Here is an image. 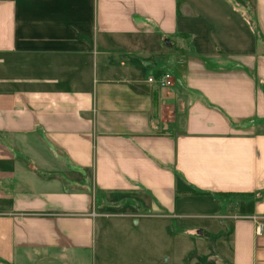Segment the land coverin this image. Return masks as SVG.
Segmentation results:
<instances>
[{"label":"crops","instance_id":"obj_1","mask_svg":"<svg viewBox=\"0 0 264 264\" xmlns=\"http://www.w3.org/2000/svg\"><path fill=\"white\" fill-rule=\"evenodd\" d=\"M151 218L264 264V0H0V264Z\"/></svg>","mask_w":264,"mask_h":264},{"label":"rangeland","instance_id":"obj_2","mask_svg":"<svg viewBox=\"0 0 264 264\" xmlns=\"http://www.w3.org/2000/svg\"><path fill=\"white\" fill-rule=\"evenodd\" d=\"M133 203L130 201V204ZM114 222L118 220H112L110 223ZM131 223L134 222L129 221V224ZM122 225H125L124 222L112 225L117 227L111 231L107 246L99 247L95 264H182L185 261V264H192L203 256L200 253L203 244L199 243V240H208V233L199 238L192 237L185 233V228L181 229L182 227L172 220H142L139 227L131 224L135 227L133 231L121 230ZM207 244V248L211 249L210 240ZM212 255L215 254L212 252Z\"/></svg>","mask_w":264,"mask_h":264},{"label":"built area","instance_id":"obj_3","mask_svg":"<svg viewBox=\"0 0 264 264\" xmlns=\"http://www.w3.org/2000/svg\"><path fill=\"white\" fill-rule=\"evenodd\" d=\"M150 82H154V79H150ZM160 85L163 88L171 87L173 85V77L171 74L166 73L160 80ZM264 233V225L260 224L257 227V234L261 235Z\"/></svg>","mask_w":264,"mask_h":264}]
</instances>
